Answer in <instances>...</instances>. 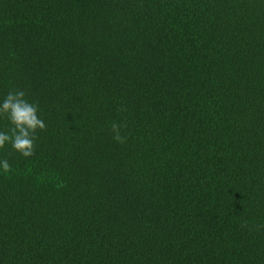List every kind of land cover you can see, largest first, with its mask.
<instances>
[{
	"label": "trees",
	"instance_id": "obj_1",
	"mask_svg": "<svg viewBox=\"0 0 264 264\" xmlns=\"http://www.w3.org/2000/svg\"><path fill=\"white\" fill-rule=\"evenodd\" d=\"M10 90L0 264H264V0H0Z\"/></svg>",
	"mask_w": 264,
	"mask_h": 264
},
{
	"label": "clouds",
	"instance_id": "obj_2",
	"mask_svg": "<svg viewBox=\"0 0 264 264\" xmlns=\"http://www.w3.org/2000/svg\"><path fill=\"white\" fill-rule=\"evenodd\" d=\"M38 112V105L30 102L23 90H10L7 95L0 98V116L6 115L12 125L9 131H0V149L10 144L23 157H31L37 138L35 134L38 129L43 130L46 127ZM112 131L115 140H123L118 124L113 123ZM10 171L9 161L0 158V174H8Z\"/></svg>",
	"mask_w": 264,
	"mask_h": 264
}]
</instances>
